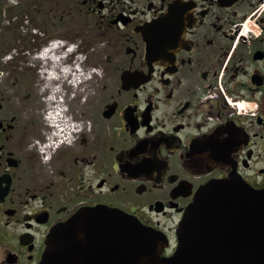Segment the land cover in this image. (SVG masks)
<instances>
[{
    "label": "flooded vegetation",
    "instance_id": "flooded-vegetation-1",
    "mask_svg": "<svg viewBox=\"0 0 264 264\" xmlns=\"http://www.w3.org/2000/svg\"><path fill=\"white\" fill-rule=\"evenodd\" d=\"M70 1L83 7L56 9L54 25L69 21L91 42V64L81 49L83 72L96 89L86 84L81 97L95 96L80 132L45 157L37 126L0 86V264H58L52 231L93 208L164 233L170 258L209 183L264 191V0ZM242 205L210 201L201 210L204 264L252 253V210ZM95 234L85 264H141L140 241L126 247L120 233Z\"/></svg>",
    "mask_w": 264,
    "mask_h": 264
},
{
    "label": "water",
    "instance_id": "water-1",
    "mask_svg": "<svg viewBox=\"0 0 264 264\" xmlns=\"http://www.w3.org/2000/svg\"><path fill=\"white\" fill-rule=\"evenodd\" d=\"M124 82L127 79L124 78ZM241 200L242 208L252 210V253L235 255L232 259H243L233 264H264V191H257L237 180L213 181L201 189L193 204L187 209L179 231L180 245L175 255L168 259L162 253L168 247L167 236L141 224L132 216L118 210L93 208L77 214L69 222L56 227L49 238V258L58 264H70L75 258L77 264H85L88 232L92 230L95 239H104L120 233L116 240L126 242L134 239L141 248V264H204L198 248V220L201 210L209 208L211 201ZM215 207V206H211ZM250 242V237H249ZM246 258V260H245ZM228 264H231L230 262Z\"/></svg>",
    "mask_w": 264,
    "mask_h": 264
},
{
    "label": "rangeland",
    "instance_id": "rangeland-1",
    "mask_svg": "<svg viewBox=\"0 0 264 264\" xmlns=\"http://www.w3.org/2000/svg\"><path fill=\"white\" fill-rule=\"evenodd\" d=\"M82 3L70 0H0V71L5 73L4 78H9L7 82H0V86L6 89L14 109L27 112V119L37 126L38 139L44 138L48 126L45 120L47 104L42 90L44 77L39 68L43 64L37 59V53L50 39L61 38L79 44L89 56L87 64L93 61L94 48L87 38L79 37L78 26L69 28L68 25L72 24L69 21L67 25H54V17L58 19L59 14L70 7L82 8ZM56 9H60V13ZM68 17L66 13L64 19ZM89 84L93 90L96 89L92 82ZM88 94L84 98H76L69 105L75 121L84 120L88 102L95 96L94 91Z\"/></svg>",
    "mask_w": 264,
    "mask_h": 264
},
{
    "label": "bare ground",
    "instance_id": "bare-ground-1",
    "mask_svg": "<svg viewBox=\"0 0 264 264\" xmlns=\"http://www.w3.org/2000/svg\"><path fill=\"white\" fill-rule=\"evenodd\" d=\"M87 74V73H86Z\"/></svg>",
    "mask_w": 264,
    "mask_h": 264
}]
</instances>
